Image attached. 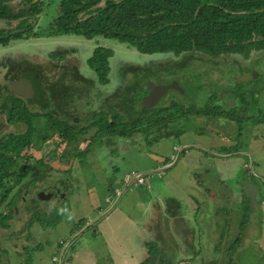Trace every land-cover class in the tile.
<instances>
[{"label": "rangeland", "instance_id": "rangeland-1", "mask_svg": "<svg viewBox=\"0 0 264 264\" xmlns=\"http://www.w3.org/2000/svg\"><path fill=\"white\" fill-rule=\"evenodd\" d=\"M44 2L40 14L36 17V22L31 18L30 25L34 23V28L43 29L46 26L56 14L57 4L60 0H45ZM8 7L10 14H15L26 6L21 0H13L8 3ZM22 19L23 17H17L14 20L0 21L2 37H6L5 31H14L18 22ZM96 46L111 50V57L108 59V83L103 85L98 82L95 74L86 65L87 58ZM195 57L191 54L177 57L169 54L142 55L123 44L98 38L84 40L79 37L64 36L11 41L5 47L0 46V125H3V127L0 126V137L9 133H21L25 128L23 124H5V100L7 97L11 99L12 94H15L9 92V95H4L3 89L7 82L20 80L22 74L25 75L31 71L37 72L42 80L41 85L38 87V100L40 99V102L27 104L26 110L38 114H44L45 111L52 115L56 114L58 119L65 121L66 124H74L77 128L79 126H82L81 128L86 127L88 123L91 124L95 118L91 115L96 111L103 113L102 118L107 122L111 120L115 113L123 116L125 121L145 117L148 118V121L150 118H154V115H158L156 111L160 112L162 107H165L168 111L170 103L174 99L173 101H176V104L172 107L175 109H178L177 106L180 105V108H190V110H194L195 115L197 113L195 119L188 118L185 119V122H181L183 128H178L179 131L199 133L207 139L216 141L217 145H222L221 147L228 151H230V148L235 150L237 142L238 151L246 154L245 157H247L249 163H252V167L251 165L247 167V172L240 174L242 175L240 180L242 182H239L238 187L245 185L247 193H251L249 198L257 201V205L260 203L262 211L258 213L260 209H257L254 213L251 206H247V203L242 205V209H239V211L240 214L244 215L245 220L247 217L249 219L246 224H248V232L252 235L251 239L246 238L241 242V250H237L235 247L228 250L227 255L226 253L223 255L222 261L227 264L226 257H228L230 264H264V246L261 247L257 244L259 241H256L261 238V234L264 232V59L261 58L262 60L255 62H258L261 71L255 70L253 66L256 73L252 77L256 79L259 74L263 73L261 78L254 81L255 88L263 89V99H259V102L254 103L255 108L261 111L262 115H256V109L248 104V113L252 114L251 116L254 119L249 122L244 120L243 123L236 124L235 121H228L220 117L211 116L210 119H206L207 117L201 116L200 110L209 103L206 97L212 94L219 96L217 102L214 103L215 105L218 103L224 104L221 97L223 101L229 102L225 107L230 104V101L224 96L230 93H240L239 95L242 97L243 94L251 95L249 93L253 87L248 88L247 86L252 82L248 81L251 72L246 75L247 72L242 67L232 65L228 66V69H221L219 65L218 68L221 70L218 68L216 70L211 69V67L216 66V62L224 61L213 59L211 64L200 65ZM235 61L239 65V62ZM29 65H32L30 70ZM7 71L11 75L5 78L4 75ZM238 81L243 82L239 84ZM171 84H175L178 89L168 90L153 106L149 108L142 107L143 99L150 95V85L164 87ZM255 90L258 91V89ZM20 99L22 98L20 97ZM22 100L24 101V99ZM241 108L237 105L234 109L237 111ZM160 114L159 117H162L163 112L161 111ZM188 116L191 117L190 114ZM43 117L44 115H40L36 119L35 126L39 132L44 131L45 126H47ZM89 118L90 121L88 122ZM93 131L76 132V136L70 132V135H73L76 140L72 143L71 151H69L74 158L65 156L57 161L61 156L64 145L58 143L59 139L55 136L40 151H33L34 157L38 158L46 156L54 147L53 151L56 155L52 160L45 157V162L51 168H54V171L47 172L49 180H42L40 183L42 186L34 187V191H36L49 185L48 188L53 190L54 193L49 200L42 202L38 199L34 200L33 205L38 206V210L41 208L40 212L42 210L44 212L47 206H57L61 210L68 209L71 206V194L75 192L72 196L79 198L83 194V191H80L82 188H86L85 195L88 198L91 197L88 205H93L98 198L97 203L101 207L102 195L106 193L109 187L117 186V170L119 173L129 171L131 160L125 158L124 161H119L118 157L121 156L119 147L131 143L132 139L115 138L116 149H111L112 146H102L95 138H92L91 135L96 134ZM150 132L148 133L151 135H157L154 133L155 130ZM159 133H163L162 130H159ZM102 141L104 140L102 139ZM173 141L175 142V140ZM56 143L57 146L55 147L54 144ZM80 152H82V155L77 156L76 153ZM66 170H69V172ZM29 172L31 171L29 170ZM26 181L27 179L24 180V182ZM224 189L232 192L229 185L223 187L218 182L216 191L218 190L220 194V191ZM31 190L33 191V189ZM17 206L18 203H16ZM102 207H104V203ZM0 209H4V207H0ZM245 211L247 213L244 214ZM89 215L90 217L93 216L92 212ZM28 218L29 216L25 212H17L7 221L8 229H0V251L4 254L5 259L10 257L9 255L14 249L13 244L16 242L15 237L23 230L29 234L28 237L32 243H38L42 249L44 248L43 239H39L37 235L31 236L32 228H30V225H26L25 222ZM95 219L94 216L92 220ZM47 220L49 221L50 218H47ZM38 221L41 227L45 226L42 215H40ZM51 229L59 236L66 234L62 233L63 228L61 226ZM90 235L87 232L79 236L77 238L79 244L83 245L85 239H87L91 249L97 254L101 253V238H98L97 234L92 237ZM49 236L52 235L47 233L44 239L48 240ZM9 238H12V240H8ZM19 241H21V238ZM262 243H264V239ZM192 248L194 249L195 245H192ZM164 253L166 254L162 256L164 261L179 264L169 257L171 254L173 256L177 255L174 251ZM186 253L184 252V258ZM2 254H0V260ZM199 254V256L204 257V262H212L215 259V256H211L208 250L199 251ZM192 262L191 264L196 263Z\"/></svg>", "mask_w": 264, "mask_h": 264}, {"label": "trees", "instance_id": "trees-1", "mask_svg": "<svg viewBox=\"0 0 264 264\" xmlns=\"http://www.w3.org/2000/svg\"><path fill=\"white\" fill-rule=\"evenodd\" d=\"M11 1L13 0H0V21L14 20L17 17L23 19L18 22L14 31H5V38L0 32L2 47L11 41L29 38L64 36L84 40L98 38L123 44L142 55L169 54L177 57L191 54L196 56L200 65L211 64L213 59L223 60L224 62H216V66L211 69L216 70L218 65L221 69H228V66L232 65L242 67L247 72L246 75L254 68L260 70L258 62H255L264 59V0H60L56 14L43 29L34 28L35 24L30 23L31 18L36 22L45 0H21L26 7L15 14L9 12L8 3ZM110 57V49L96 46L86 60L88 69L95 74L101 85L108 83ZM262 75L263 73L259 74L256 79ZM22 76L27 77L36 90L31 98L33 102L42 80L34 71ZM256 79L251 75L248 78L249 82L252 81L247 84L248 88L253 87L249 93L251 95L243 94L242 97L240 93H230L224 96L230 101L227 107L225 105L229 102L223 101L222 97L221 101L224 104L215 105L219 96L215 94L207 96L209 103L201 108V116L207 117L206 119L211 116L220 117L235 121L236 124H241L244 120L245 122L253 120L252 114L248 113V104L255 108L254 103L263 99V89L254 87ZM238 82L240 84L243 81ZM173 100L168 111L165 107L161 108L165 115L162 117H159L161 111H156L158 115H154V118L148 121L147 117L125 121L123 116L115 113L107 122L102 118L103 113L96 111V114L91 115L95 118L89 126L77 128L74 124H66L46 111L44 114L28 112L16 99H6L5 124L18 123L23 124L25 128L21 133H9L0 137V207H4L0 209V229L6 227V222L20 211L28 214L27 225L38 220L40 215L44 217L45 225H49L50 220H45L46 217L56 213L60 208L47 206L44 212L43 210L40 212L41 208L38 210L39 207L33 205L38 192L34 191V187L41 186L37 183L42 180H49L47 172L54 171V168L45 162V157L49 160L56 157L53 149L46 156L38 158L34 157L33 151H40L53 135L56 134L59 138L58 143L64 145L57 160L60 161L65 156L74 158L69 151L72 143L76 142L74 139L76 132L94 130L93 133L96 134H93L92 138L100 143L104 137L108 140L112 136L128 139L133 134L162 130L163 126L182 127L181 122H185V119L196 118L197 113L195 115L194 110L190 108L183 109L179 107L180 105L177 106L178 109L172 107L176 104ZM232 102L234 104H231ZM237 105L242 108L236 111L234 108ZM255 112L256 115H262L257 109ZM40 115H44L47 124L42 132L35 126ZM173 130L178 131L177 128ZM70 132L74 136L70 135ZM238 148L236 142L235 151ZM76 154L79 156L82 152ZM83 222L79 221L77 228H80ZM152 253L147 252L148 255ZM147 263L148 261H145L143 264Z\"/></svg>", "mask_w": 264, "mask_h": 264}, {"label": "crops", "instance_id": "crops-1", "mask_svg": "<svg viewBox=\"0 0 264 264\" xmlns=\"http://www.w3.org/2000/svg\"><path fill=\"white\" fill-rule=\"evenodd\" d=\"M10 75L7 71L4 76ZM178 128L183 126H163V133L154 132L157 135L133 134L128 138L133 140L131 143L119 147L118 160H131L129 171L119 173L117 170V186L109 187L102 195L101 207L98 198L93 205H88L91 197L85 195L86 188L80 189L83 196L79 198L72 193L68 209L59 208L46 217L45 220L50 218L49 225L41 227L37 219L31 223V236L44 240L43 249L40 244L32 243L23 230L15 237L8 259L0 251V264H143L145 261L171 264L162 259L166 251H174L177 255L169 257L179 264L192 261L212 264L221 257L217 252L234 247L241 250V242L251 239L252 235L246 224L249 219L245 220L239 209L247 203L254 213L257 209H260L258 213L262 211L260 203L257 205V201L249 198L251 193H247L245 185L238 187L242 182L240 174L246 172L248 166L252 167V163L238 150L230 148L228 151L199 133L181 132ZM111 138L104 137L100 144L115 148L114 140L118 138ZM138 178L143 180L142 184H137ZM218 182L223 187L229 185L232 192L224 189L219 194ZM94 216L96 219L92 220ZM81 220L83 225L77 228ZM25 222L27 225L28 220ZM57 226L63 228L64 236L52 231L51 228ZM87 232L91 237L97 234L101 238V253H95L87 239L83 245L79 244L77 238ZM47 233L52 236L45 240ZM262 234L256 240L261 247L264 246V232ZM202 250L215 256L214 261L204 262V257L199 256ZM149 251L153 253L148 255ZM184 252H187L185 258Z\"/></svg>", "mask_w": 264, "mask_h": 264}, {"label": "water", "instance_id": "water-1", "mask_svg": "<svg viewBox=\"0 0 264 264\" xmlns=\"http://www.w3.org/2000/svg\"><path fill=\"white\" fill-rule=\"evenodd\" d=\"M255 75V72H253L252 76ZM5 87L8 92L14 93L16 96L21 97L24 100H28L32 97V87L29 83V80L27 78H21L20 80H16L13 82H7L5 84ZM150 95L143 99L142 101V107L149 108L153 106L159 98H161L168 90H177V86L175 84H171L168 86H153L150 85ZM53 190L50 188H45L43 190H40L37 192L36 197L38 200L45 201L48 200L50 197H52Z\"/></svg>", "mask_w": 264, "mask_h": 264}, {"label": "flooded vegetation", "instance_id": "flooded-vegetation-1", "mask_svg": "<svg viewBox=\"0 0 264 264\" xmlns=\"http://www.w3.org/2000/svg\"><path fill=\"white\" fill-rule=\"evenodd\" d=\"M253 72H255V70L254 69H252L251 70V76H252V74H253ZM256 73V72H255ZM253 77V76H252ZM22 78V77H21ZM32 86V85H31ZM6 88V87H5ZM3 89V91L5 92V93H3L4 95L6 94V95H9L8 93V91H6L7 89ZM36 90L34 89V87L32 86V93H34ZM11 95V94H10ZM32 96H33V94H32ZM38 96H39V94L37 93V97H36V99L32 102V100H31V98L30 99H28V100H22V99H20V97H18V96H16V95H13L12 94V97H11V99H16L17 101H18V103L22 106V107H24V108H26V105L28 104H30V103H32V104H36L37 103V101H39L38 100ZM6 99H10V97H7ZM3 100H5V99H3ZM30 100V101H29ZM59 101V100H58ZM40 102V101H39ZM38 102V104H40ZM57 102V101H56ZM39 106V105H38ZM40 107V106H39ZM57 108H59V106H57ZM53 115H55V117L57 116L56 114H53ZM4 122H5V120H4ZM2 123V122H1ZM3 124V123H2ZM0 126H2L3 127V125H0ZM53 136H55V137H57V135L55 134V135H53ZM53 136L51 137V138H53ZM2 137V136H1ZM58 138V137H57ZM59 139V138H58ZM54 146L56 147L57 146V143L56 144H54ZM55 148L53 147V150H54ZM40 183L41 182H38L37 183V185H40ZM42 186V185H41ZM49 187V185H46V186H44V187H41L40 188V190H42V189H45V188H48ZM40 190H38V192L40 191ZM54 194V193H53ZM53 196V195H52ZM226 253V255H227V251L226 252H217V254L219 255V257H220V255H221V257H220V259L218 260H215V262H213L212 264H224L223 263V261H222V257H223V255ZM226 261H227V264H230V261H229V259H228V257H226Z\"/></svg>", "mask_w": 264, "mask_h": 264}, {"label": "built area", "instance_id": "built-area-1", "mask_svg": "<svg viewBox=\"0 0 264 264\" xmlns=\"http://www.w3.org/2000/svg\"><path fill=\"white\" fill-rule=\"evenodd\" d=\"M143 183V180L142 179H137V184H142Z\"/></svg>", "mask_w": 264, "mask_h": 264}]
</instances>
